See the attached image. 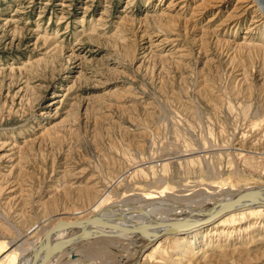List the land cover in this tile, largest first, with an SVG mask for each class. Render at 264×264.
Masks as SVG:
<instances>
[{
    "label": "rangeland",
    "instance_id": "rangeland-1",
    "mask_svg": "<svg viewBox=\"0 0 264 264\" xmlns=\"http://www.w3.org/2000/svg\"><path fill=\"white\" fill-rule=\"evenodd\" d=\"M219 183L264 184L252 0H0V264L64 217L169 210ZM202 234L160 260L159 238L95 233L43 264H264V225Z\"/></svg>",
    "mask_w": 264,
    "mask_h": 264
},
{
    "label": "bare ground",
    "instance_id": "bare-ground-1",
    "mask_svg": "<svg viewBox=\"0 0 264 264\" xmlns=\"http://www.w3.org/2000/svg\"><path fill=\"white\" fill-rule=\"evenodd\" d=\"M252 2L255 3V6L258 7V10H260V13L264 16V0H252ZM219 186L220 189L216 190L214 188L215 190H212L211 194L209 193L210 196L207 197V199L200 200V202H180L169 210L164 207L165 205L162 206L163 203L161 204L160 202H157L158 204L160 203V205L155 204L153 207H148L151 204L150 203L145 208L144 206L141 207L139 205L134 206L135 204L132 206L125 205V203L121 202L105 203L91 215L101 221L105 220L117 225L120 224L132 227L141 226L142 229L123 231L120 229H114L107 226L102 227L93 224H90V226L85 228L80 226L75 228H61L60 230L55 231L51 236L52 249L56 246V243H60L62 246L63 241L66 242L65 240H67L70 236L81 241L95 233H100V235L104 234V236L105 234L112 236L122 234L128 236L129 234L128 237H130L131 241L132 239L137 238L142 241V245H144V243L145 245L149 244V242H153L159 238L152 254H148H150L151 257H155L157 255L156 257L159 256V259L161 260V258L164 259L165 254L169 252V250L165 249L166 246L164 247L165 243L168 241H171L172 243V251L187 253V249L193 247L194 243L198 240L197 238L200 235H203L202 233L205 230L209 231L212 236H216V233L221 236L222 231L231 232L236 228L239 230L242 229L250 231L252 229L263 228L264 219L259 220L263 223L260 228H257V224L259 223L257 217L264 216L263 183L247 184L244 187L235 186L233 184H231V186H226L223 183H219ZM205 195L207 194L205 193ZM147 197L151 196L145 195V198ZM225 201H233V204L228 210L222 212L220 215L212 216V214L216 212ZM64 218L69 219L68 217ZM44 235H42L35 243L23 246L16 264H29L33 259H37L41 256V245L44 240ZM211 235L210 237L212 238ZM22 245H24V243ZM67 246H64V248ZM57 256L54 258L56 259ZM178 259L179 257L177 256H173L172 258V260ZM53 262L54 261L51 263Z\"/></svg>",
    "mask_w": 264,
    "mask_h": 264
},
{
    "label": "water",
    "instance_id": "water-1",
    "mask_svg": "<svg viewBox=\"0 0 264 264\" xmlns=\"http://www.w3.org/2000/svg\"><path fill=\"white\" fill-rule=\"evenodd\" d=\"M233 204V201H225L221 207L212 214V216L220 215L222 212L228 210L231 205ZM90 224L102 226V227H110L114 229H120L123 231H134V230H141V226H126V225H117L115 223L109 222V221H101L94 216H85V217H75L74 219H67L62 218L61 220L55 221V223L50 224L47 228L46 234L44 235V240L41 245V256L37 259H33L29 264H43L47 258L52 254V246H51V239L52 234L55 231L60 230L61 228H75V227H82L85 228L87 226H90ZM100 234V233H98ZM73 237H70L66 240V242H63L62 248L68 244ZM59 248V247H58ZM61 248V247H60Z\"/></svg>",
    "mask_w": 264,
    "mask_h": 264
}]
</instances>
